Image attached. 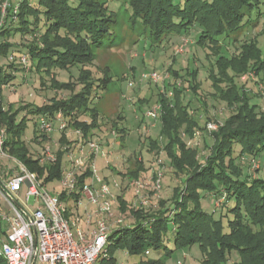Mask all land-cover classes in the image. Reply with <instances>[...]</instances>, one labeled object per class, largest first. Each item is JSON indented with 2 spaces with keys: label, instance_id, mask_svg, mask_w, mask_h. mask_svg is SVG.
<instances>
[{
  "label": "trees",
  "instance_id": "16d2710c",
  "mask_svg": "<svg viewBox=\"0 0 264 264\" xmlns=\"http://www.w3.org/2000/svg\"><path fill=\"white\" fill-rule=\"evenodd\" d=\"M3 1L0 0V5ZM184 2L182 5L174 3V0H131L132 17L142 23L146 37L154 45L164 42L171 34L184 36L193 29L199 31V43L220 55L219 77L213 73L217 86L215 97L225 101L228 108L233 109L232 114L223 124H219L217 130L208 131L206 126L209 121L202 126L191 115L190 103L182 100L181 92L176 93L172 107L168 98L158 95L162 106L161 135L169 138L164 149L170 154L173 169L185 176L184 188H177L168 200L161 199L159 210H147V206L134 209L135 223L113 231L106 251L109 253L113 247L125 243L130 244V252L135 254H145L149 247H153L159 253L164 252L165 258L152 259L144 264H166V258L172 257L176 251L198 244L204 255L203 264H230L229 257L233 251L239 253L240 261L231 264H264V177L247 174L251 167L246 158H258V154L264 151V109L259 104H251L252 97L235 80L251 64L260 62V50L256 44L254 47L246 44L239 56H224L228 46L238 41V37H233L231 33L244 24L245 11L253 9L252 3L251 0ZM18 4L16 17L10 7L6 23L0 28V56L7 57L10 61L8 66L13 69L0 65V91L4 85L17 79L16 72L21 68L19 59L22 55L27 56L31 70L40 74L41 79L44 78L43 74L53 75L54 69L79 70L76 82L59 81L56 77L50 80L52 88L70 91L65 97H52L50 102L43 105L27 103L16 109L13 104L5 108L0 103V120L7 128L6 149L44 177L45 183H49L60 178L63 153L60 152L57 163L47 165H40L28 156L29 148L23 138L28 117L19 118V113L30 108L32 114L54 117L58 111H62L65 116L71 117V126L81 128L89 137L90 130L99 126V91L106 90L111 80L106 73L94 79L92 71L85 67L95 60L92 47L111 48L116 43L113 42V26L117 13L109 11L107 1L99 0H39L44 12H40L29 0ZM41 13L47 19V28L43 32L38 23L33 24L28 20L30 15L39 19ZM17 34L21 35V42H12L11 39ZM176 75L181 77L179 73ZM184 78L198 95L196 71L186 70ZM77 86L80 88L77 89ZM198 99L206 105L201 95ZM87 113L92 118L91 122L80 121L78 117ZM112 127L124 141L126 129L117 122ZM182 129V134L191 138L196 131H206L212 136V144L205 142L207 154L202 163L201 156L197 157L199 152L187 148V143L180 141ZM150 143L152 150L160 147L156 139H151ZM236 143L241 147L240 165H236V157L232 155ZM136 163L134 169L128 172L132 180L144 170L143 160ZM84 181L85 176L80 183ZM202 192L206 197L213 193L215 197L210 198L216 199V203L217 198H225L223 208L235 211L234 218L229 220V232L224 231L222 220L203 210ZM62 197L64 199L65 195ZM232 198L237 200L234 207L228 206ZM126 205L127 201H122L124 210ZM171 215H174L173 220L170 219ZM171 221L178 228L174 247L168 248L164 246L163 237ZM148 225L153 231L149 230ZM109 256L110 260L104 259L101 264L107 261L116 264L117 259ZM0 264H6L3 258ZM179 264H182L181 261Z\"/></svg>",
  "mask_w": 264,
  "mask_h": 264
},
{
  "label": "rangeland",
  "instance_id": "374dc122",
  "mask_svg": "<svg viewBox=\"0 0 264 264\" xmlns=\"http://www.w3.org/2000/svg\"><path fill=\"white\" fill-rule=\"evenodd\" d=\"M20 1L23 0H13L15 4ZM29 1L40 12H44V8H41L39 5V0ZM99 1H107L109 11L116 12L117 14L114 16L116 23L113 26L115 31L113 42L116 43L112 44L113 47L111 48L103 46L99 48L92 47L95 60L91 61V65L85 67L92 71L94 79H98L106 73L107 78L111 80L106 90L99 91L101 96L97 98L101 124L95 133L94 140L103 146L105 155L104 158L100 156L96 164L102 176L109 175L108 171H112L111 168L122 173H125L124 171L129 167L134 169L137 160H143L144 171H146V173L138 177L145 180L147 184V187L143 190V198H139L135 194L134 188L130 186L132 178L130 179L123 174L119 176V174L117 175L113 171L111 176L106 177L107 180L117 179L121 183L119 185L120 188L114 191L117 194L119 215H124V222L120 227L123 228L132 226L135 223L134 213L131 208H140L142 199H148V204L153 209L159 210L161 208V201H159L161 198L168 200L166 198L171 197L177 188H184V175L179 174L171 167L170 154L164 149V145L168 144L169 138L166 135H161L162 129L160 127L153 128L152 126L156 123V120L146 115L150 108L161 104L158 101V95L161 94L163 95L162 97L171 98L170 100L174 102L176 93L179 94L181 92L182 100L185 103H190L191 115L197 119L201 115L199 109L204 108L198 99L201 95L208 106L207 113L208 116L210 115L209 122L222 121L230 114V109L226 106L227 103L225 101L215 97L217 94V86L213 73L219 77L221 68L218 61H220V55L214 53L208 46L199 43V31L193 29L184 36L171 34L164 42L154 45L146 37L142 23L139 20L135 21L132 17L133 7L130 4L131 0ZM184 1L174 0V3L184 5ZM251 3L253 9H247L245 11L246 17L244 24L239 27L238 31L231 33L233 37H238V41L228 46L224 56H239L241 54V48L244 45L248 44V47H254L253 45L256 44V48L260 50V54H258V60L260 62L257 65L254 63L251 64L235 80L238 85L244 86L251 97L259 98V105L264 109L260 88L261 85L264 86V0H251ZM28 20L33 24L38 23L42 32L47 28V19L43 13L39 14V19L34 15H30ZM146 33L149 36L148 32ZM20 36V34H17L11 41L21 42ZM24 40H27V38H24ZM105 41L107 42L108 40ZM9 63L10 61L7 57L0 56V65H4V68L13 70L8 66ZM186 70L191 72L196 71L197 82L199 83L198 95L194 93V88L190 87V82L184 78ZM154 72L159 74L157 80L146 77ZM52 73L53 75L43 74L42 77L44 78L41 79L40 74L31 70L30 62L28 66L22 64L19 72H16L18 80L14 86L13 84L11 85L8 92L3 93L12 102L18 100L16 102L17 104L29 102L34 105L46 104L50 102L52 97L62 98L67 96L70 91L52 88L50 86V80L52 77H56L59 81L76 82L79 76V70L77 68H72L71 70L54 69ZM177 73L181 77H178L176 75ZM219 85L225 87L224 84ZM79 88L80 86H77V89ZM262 91H264V87ZM256 102L259 101L256 100ZM19 116L20 118L23 116L28 117L26 134L30 138L33 148H39L40 144L33 141L34 117L25 110H21ZM81 118L88 119L89 117L88 115H83ZM205 120L206 118L201 121L204 122ZM116 122L120 125H125L127 122L130 123V130L127 127L129 132L126 134L124 141L119 138L120 134L118 132L113 134L114 128L112 125ZM183 131L181 130L180 141L186 142L188 146L196 149L201 156L202 163L204 161V155L206 156L207 154V150L204 149L205 143L204 141L202 142L205 134L201 133L200 136L191 138L185 133L182 135ZM151 139H156L159 142L160 150L153 151L151 149ZM240 149V144L236 143L233 145L232 155L236 157V165H240L241 163L239 158V154L241 153ZM159 157L165 166L163 168L164 174L161 190L156 192L153 190L151 184H153L156 175L155 172L158 170L156 161ZM258 159L260 160V164L255 168H249L247 174H256L264 177V151L258 154ZM3 164L5 166L14 165L9 160H2L0 161V170ZM25 189L24 187L21 190V201L26 196ZM48 189L57 197L63 192V187L58 180L50 182ZM120 196L123 198L126 197L128 200L125 210L121 206L122 201L120 200ZM202 196L203 210L209 214H213L216 219L222 220L224 231L229 232V220L234 218L235 211L223 208V203L226 199L217 198L218 202L216 203V199L213 200L210 198L215 197L213 193H209V197H206V194L202 192ZM236 201L235 198H232L228 206L234 207ZM0 205L1 208L8 209L5 203H0ZM115 211L117 212V207ZM173 218L174 215H171L170 219L173 220ZM167 226L168 231L163 237L164 246L173 248L176 240V228L178 227L173 221L169 222ZM111 227L113 229L112 231L118 229L115 223ZM148 227L149 230L153 231L150 225ZM73 233L77 238L74 228ZM149 250L150 255L135 254L130 252V244L125 243L123 246L113 247L108 254L117 259L116 264H144L152 259L165 258L164 252L159 253L153 247H149ZM101 259L102 256L99 259V263ZM203 260L204 255L202 249L198 244H195L176 251L172 257L166 258L165 262L166 264H179V261L182 264H203ZM235 261H240L237 251H233L231 257H229L230 264ZM109 262L111 261H107L106 264H110ZM36 264L45 263L37 259Z\"/></svg>",
  "mask_w": 264,
  "mask_h": 264
},
{
  "label": "built area",
  "instance_id": "2783aa9c",
  "mask_svg": "<svg viewBox=\"0 0 264 264\" xmlns=\"http://www.w3.org/2000/svg\"><path fill=\"white\" fill-rule=\"evenodd\" d=\"M10 7L16 17L18 3L4 0L0 5V28L6 23ZM19 61L28 66L27 56L22 55ZM146 77L157 80L159 74L154 72ZM263 87L261 85L260 88L264 102ZM160 109V104L155 105L146 115L156 120ZM70 119L62 111H58L54 117H43L36 133L41 150L32 156L40 165L55 164L59 160L55 148L64 150L68 167L61 169L58 179L63 187L59 197L48 189L50 182L45 183L44 177L6 149L7 128L0 120V161L9 160L14 164H3L0 170V203L8 207H0V258L6 264H36L37 259L45 264H101L102 259L110 260L106 247L113 232L111 226L115 223L119 230L124 222V215L115 211L118 201L114 190L119 189L121 183L117 179L107 180L100 174L96 161L100 156L104 158L103 146L87 137L81 128L72 130L76 137L68 145L45 141L49 132L55 129L56 122L59 123V131L67 133L71 127ZM218 126L216 121H210L206 127L208 131H215ZM200 134V131H196L192 138ZM246 158L251 168L260 164V160L254 156ZM156 165L158 170L151 185L153 190L159 192L165 164L159 157ZM84 176V183H80ZM130 186L139 198H143V190L147 187L145 180L133 178ZM24 187L26 196L21 201ZM148 205V199H142L141 207ZM145 255H150V250Z\"/></svg>",
  "mask_w": 264,
  "mask_h": 264
},
{
  "label": "crops",
  "instance_id": "0c3cea01",
  "mask_svg": "<svg viewBox=\"0 0 264 264\" xmlns=\"http://www.w3.org/2000/svg\"><path fill=\"white\" fill-rule=\"evenodd\" d=\"M18 79H16V80H14L13 82H11L10 84H7V85H4L3 86V88H2V90L0 91V103H2V105H4V107L5 108H9V106H10V104H13V106H14V108L16 109V108H19V107H21V106H23V105H25V104H27V103H29V102H27V103H24V104H20V103H16L17 101H15V102H12V100H9V97L6 95V94H4L3 92H8V89H10L11 88V85L13 84V86H14V84H15V82L17 81ZM12 88H14V87H12ZM22 88V87H21ZM168 98V97H167ZM169 100L171 99V98H168ZM256 100H258L259 102H256ZM157 103V102H156ZM169 103H170V106L172 107L173 105H174V103L170 100L169 101ZM250 103L251 104H260V100H259V98H257V97H252V100L250 101ZM31 104V103H30ZM204 108L202 109H199V113L201 114L200 115V120L198 119V121L200 122V124L202 125V126H205V123L207 122V121H209L210 120V115L208 116V106L207 105H203L202 103H200ZM31 105H33V106H36V105H34L33 103L31 104ZM43 105V104H42ZM161 105V104H160ZM227 106V105H226ZM230 109V108H229ZM190 110H191V108H190ZM233 109H230V114H232V111ZM25 111H27V113H29L30 115H32L33 117H34V123H33V127H34V140L33 141H36L37 142V140H36V138H37V127H38V125H39V123H40V121H41V119L43 118V117H47V116H45V115H43V114H32V113H30L29 111H30V108H28V109H25ZM194 114H195V111H194ZM229 114V115H230ZM83 115H88V119H83V118H81ZM229 115H227V116H229ZM19 118H20V116H18ZM79 118V120L80 121H82V122H87V123H90L91 122V120H90V115L87 113V114H82L80 117H78ZM204 118H206V120L204 121V122H202L201 120H203ZM227 118V117H226ZM226 118H224L222 121H218V123L219 124H223V122L225 121V119ZM209 119V120H208ZM100 120H99V126L97 127V128H94L92 131L90 130V132H89V137H91L92 139H95V133H96V131L99 129V127H100ZM129 122H127L125 125H123V124H119L120 125V127H124L125 129H126V133L128 134V130H127V127H128V129L130 130V128H129ZM58 127H59V123L58 122H56L55 123V129L52 131V132H49V134L47 135V137H45V141L46 142H52V141H58L59 143H60V145L61 146H65V145H68V144H70L74 139H75V137H76V135L74 134V133H72V130H75V128H74V126H71L69 129H68V132L67 133H61L60 131H59V129H58ZM153 128H158V127H160L161 129H162V106H161V109H160V113L158 114V116H157V118H156V123L152 126ZM27 130V129H26ZM183 130V129H182ZM202 134H205L204 136V138H203V140H202V142L204 141V143L205 142H211V144H212V142H213V138H212V136L208 133V132H203ZM183 135V134H182ZM23 138H24V140H25V143H26V145L28 146V148H29V153H28V156H30L31 158H32V156L35 154V152L36 151H39V150H41V146L39 147V148H33V146H32V142H31V140H30V138L27 136V134H26V131H25V134H24V136H23ZM210 139V140H209ZM187 148H192V147H190V146H186ZM55 149H57V151H58V153L60 154V152H62L63 153V155H62V166H61V169L63 168V167H68V159H67V157H66V155H65V153H64V150L63 149H58V148H55ZM161 149V147H159V148H156V149H153V151H155V150H160ZM204 149H206V148H204ZM207 150V149H206ZM160 153V152H159ZM197 157H200V155L198 156L197 155ZM172 167V166H171ZM112 169V171L113 172H116L115 174H119V176L121 175V174H123V175H125L126 177H128V178H130L129 177V175H128V172H129V170H131V168L129 167V168H127V170L126 171H124L125 173H122V172H120V171H116L115 169H113V168H111ZM111 170L110 171H108L109 173V175H104V177H109V176H111V174L113 173ZM144 173H146V171H144V170H142L141 172H140V175L141 174H144ZM148 174V173H147ZM147 174H145V176H147ZM140 177V176H139ZM185 177V176H184ZM131 179V178H130ZM56 180H58V179H55L54 181H56ZM120 200L121 201H127V203H128V200H127V198L126 197H122V196H120ZM169 198H171V197H169ZM169 198H166V199H169ZM162 199V198H161ZM161 199L159 200V201H161ZM162 200H165L164 198L162 199ZM160 204H161V202H160ZM121 206H122V203H121ZM118 207L119 206H117V213H119L118 212ZM157 208V207H156ZM132 209V212H133V208H131ZM152 210L153 208L151 207V205H149V206H147V210ZM153 210H156L155 208L153 209ZM133 216V215H132ZM134 218H135V215H134Z\"/></svg>",
  "mask_w": 264,
  "mask_h": 264
}]
</instances>
